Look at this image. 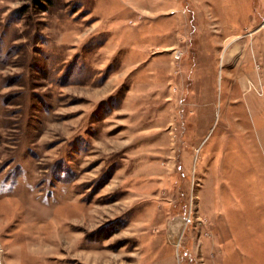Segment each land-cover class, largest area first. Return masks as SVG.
I'll return each mask as SVG.
<instances>
[{"label":"rangeland","instance_id":"obj_1","mask_svg":"<svg viewBox=\"0 0 264 264\" xmlns=\"http://www.w3.org/2000/svg\"><path fill=\"white\" fill-rule=\"evenodd\" d=\"M0 260L264 264V0H0Z\"/></svg>","mask_w":264,"mask_h":264},{"label":"water","instance_id":"obj_2","mask_svg":"<svg viewBox=\"0 0 264 264\" xmlns=\"http://www.w3.org/2000/svg\"><path fill=\"white\" fill-rule=\"evenodd\" d=\"M0 264H1V260H0Z\"/></svg>","mask_w":264,"mask_h":264},{"label":"bare ground","instance_id":"obj_3","mask_svg":"<svg viewBox=\"0 0 264 264\" xmlns=\"http://www.w3.org/2000/svg\"><path fill=\"white\" fill-rule=\"evenodd\" d=\"M178 241V240H177Z\"/></svg>","mask_w":264,"mask_h":264}]
</instances>
